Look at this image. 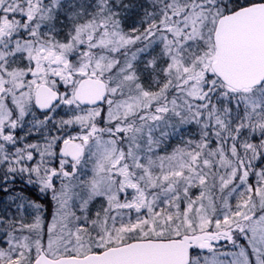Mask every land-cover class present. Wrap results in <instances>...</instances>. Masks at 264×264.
Masks as SVG:
<instances>
[{"label":"snow or ice","instance_id":"6c2138e0","mask_svg":"<svg viewBox=\"0 0 264 264\" xmlns=\"http://www.w3.org/2000/svg\"><path fill=\"white\" fill-rule=\"evenodd\" d=\"M0 264H264V0H0Z\"/></svg>","mask_w":264,"mask_h":264}]
</instances>
